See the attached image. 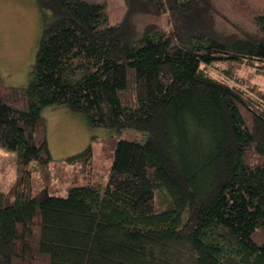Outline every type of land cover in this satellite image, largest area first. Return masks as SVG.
I'll use <instances>...</instances> for the list:
<instances>
[{"label": "trees", "instance_id": "obj_1", "mask_svg": "<svg viewBox=\"0 0 264 264\" xmlns=\"http://www.w3.org/2000/svg\"><path fill=\"white\" fill-rule=\"evenodd\" d=\"M35 1L29 83L0 72V148L17 153L0 264H264V11L228 32L214 0H125L116 24L99 0ZM137 12L169 27L133 35ZM58 105L147 138L54 159L43 110Z\"/></svg>", "mask_w": 264, "mask_h": 264}, {"label": "rangeland", "instance_id": "obj_2", "mask_svg": "<svg viewBox=\"0 0 264 264\" xmlns=\"http://www.w3.org/2000/svg\"><path fill=\"white\" fill-rule=\"evenodd\" d=\"M106 4L109 23L121 22L127 12L125 0H99ZM218 28L233 32L255 31L251 19L264 11V0H214ZM42 8L35 0H0V72L8 85L26 86L30 67L42 30ZM133 35H139L151 24L168 28L167 14L137 12L132 17ZM136 33V34H135ZM220 76V72L210 68ZM264 87V78L260 79ZM49 146L54 159H62L83 150L98 138L115 135L118 138L144 140L147 133L135 128L121 131L104 127L91 128L81 114L65 106H48L43 110ZM17 167V153L0 148V189L7 190L13 183ZM85 167V164H82ZM81 169V167H80ZM103 171V170H102ZM72 182L52 185L50 191L65 195Z\"/></svg>", "mask_w": 264, "mask_h": 264}]
</instances>
